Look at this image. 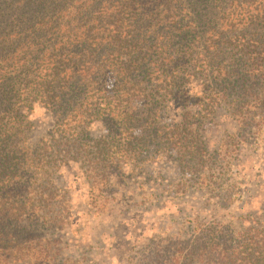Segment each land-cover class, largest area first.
Returning <instances> with one entry per match:
<instances>
[{
	"label": "trees",
	"instance_id": "obj_1",
	"mask_svg": "<svg viewBox=\"0 0 264 264\" xmlns=\"http://www.w3.org/2000/svg\"><path fill=\"white\" fill-rule=\"evenodd\" d=\"M191 79L225 101L239 95L232 104L248 80L260 92L264 0H0V264L55 260L43 231L66 221V165L105 180L156 145L153 157L167 150L190 178L213 161L198 114L160 126ZM37 111L52 128L34 141ZM212 225L170 241L155 264H264V224Z\"/></svg>",
	"mask_w": 264,
	"mask_h": 264
},
{
	"label": "rangeland",
	"instance_id": "obj_2",
	"mask_svg": "<svg viewBox=\"0 0 264 264\" xmlns=\"http://www.w3.org/2000/svg\"><path fill=\"white\" fill-rule=\"evenodd\" d=\"M258 81L260 92L257 82L248 80V96L232 104L239 95L225 101L207 93L204 80L191 79L189 91L163 109L161 127L196 114L200 125L210 123L213 161L199 165L193 178L167 150L153 157L157 145L147 156L128 158L130 168L105 180L76 163L64 166L58 183L70 198L67 218L57 232L43 231L56 256L51 264H155L156 255L166 259L170 241L193 240L213 223L226 232L264 224V79ZM209 103L213 114L205 109ZM34 119L37 141L52 120L41 111ZM103 132L102 125L93 127L96 137Z\"/></svg>",
	"mask_w": 264,
	"mask_h": 264
}]
</instances>
